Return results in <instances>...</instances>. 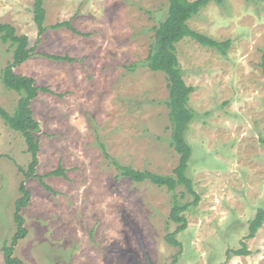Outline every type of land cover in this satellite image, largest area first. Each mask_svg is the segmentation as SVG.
<instances>
[{"label":"rangeland","instance_id":"374dc122","mask_svg":"<svg viewBox=\"0 0 264 264\" xmlns=\"http://www.w3.org/2000/svg\"><path fill=\"white\" fill-rule=\"evenodd\" d=\"M34 1L0 0V23L35 48L13 72L51 91L30 106L39 124L36 175L60 167L64 176L44 177L50 190L38 177L26 179L18 170L30 161L25 142L0 119V264L15 233L21 183L30 197L21 213L27 235L14 256L23 264H264V223L247 238L249 222L264 209V0L210 3L188 21L197 32L230 40L225 56L189 38L176 44L183 80L194 87L185 140L192 150L187 176L200 196L176 235L180 249L164 239L176 228L171 193L120 177L100 148L140 171L171 175L178 164L166 78L146 67L169 0H45L43 35ZM65 21L80 34L51 28ZM11 57L0 41V106L9 113L19 99L1 81ZM242 247L248 255H235Z\"/></svg>","mask_w":264,"mask_h":264},{"label":"trees","instance_id":"16d2710c","mask_svg":"<svg viewBox=\"0 0 264 264\" xmlns=\"http://www.w3.org/2000/svg\"><path fill=\"white\" fill-rule=\"evenodd\" d=\"M45 0H35L33 6V21L37 27L38 34L43 35L47 28L43 25L45 10L43 3ZM225 0H169L166 18L154 28V38L150 47V52L146 58V67L153 72H161L165 75L168 90L167 107L169 110L170 121V145L179 155L177 166L171 175H162L150 171H140L130 166H124L111 159L106 153L104 145H100L103 156L109 164L118 172L120 177L131 180L134 183L150 182L158 188H164L171 193V208L169 212V222L175 224L173 232L166 234L167 244L181 248L176 235L184 231L187 227L185 213L198 205L200 196L194 191L193 183L187 176L189 160L192 150L185 140V132L193 119L192 112L188 107L190 95L194 92V87L185 84L176 55V44L185 38H189L202 47L209 48L225 56L231 46L230 40L218 41L205 34L191 29L188 21L197 16L198 13L210 3L218 6L223 5ZM52 29L66 28L67 30L80 34L71 25L70 21H65L51 26ZM0 41L8 45L12 50L11 61L1 71V81L4 87L14 91L19 96L17 105L12 113H9L0 106V119L9 129L21 134L26 152L30 155V161L26 169L18 167V170L26 179L38 177L43 187L50 188L42 181L44 177L56 176L64 171L58 167L57 170L45 176L36 175L38 166L39 142L36 133L39 131V124L33 118L31 110L32 101L38 96L39 92L51 93L47 87H38L34 79L13 72V68L25 63L32 55H35V48H29L28 38L25 35H16L15 28L9 24L0 23ZM45 58L56 61L74 62L76 59L67 56H53L40 54ZM260 67L264 75V54ZM182 187L184 191L176 194V189ZM19 198L14 203L13 222L15 233L11 237V242L3 246V260L5 264H23L14 256V249L18 242L27 235L24 227V220L21 215L23 209L29 203V191L24 183L19 185ZM186 194L191 196L190 201H183ZM264 223V209H258L254 218L249 222L247 238H253ZM244 247V245H243ZM234 251L237 256H247L245 248ZM176 257L175 261H176ZM174 261V263H175Z\"/></svg>","mask_w":264,"mask_h":264}]
</instances>
